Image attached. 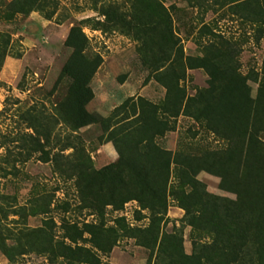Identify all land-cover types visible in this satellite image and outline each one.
I'll use <instances>...</instances> for the list:
<instances>
[{"label":"trees","instance_id":"1","mask_svg":"<svg viewBox=\"0 0 264 264\" xmlns=\"http://www.w3.org/2000/svg\"><path fill=\"white\" fill-rule=\"evenodd\" d=\"M50 1L11 0L6 11L27 13L37 9L48 18L54 13L48 7H56ZM196 1L201 4L203 0ZM207 1L213 11H219L218 20H238L249 29L243 32L244 42L251 38L258 44L264 39V0ZM129 2L126 11L121 2L102 3L100 13L107 28L133 33L141 42L144 64L151 67L165 88V96L161 104L139 96L101 119L103 129L110 130L108 139L118 152H125L123 164L95 170L84 163L76 182L86 207L100 211L112 205L118 209L135 200L141 209L150 211V224L129 228L123 218H118L117 227L85 223L79 229L65 223L62 228L69 243L53 241L52 219L39 231L49 238L51 251H57L53 256L62 257L67 264L102 263L92 248L77 244L84 233L89 234L92 246L103 252H110L120 236L135 237L140 245L157 247L155 264H264V60L259 71L242 73L239 41L208 25L199 30L203 36L201 53L185 55L169 9L161 1ZM66 45L72 51L64 74L73 82L55 117L77 130L96 122L85 104L92 97L89 80L101 60L86 52L87 38L80 25L71 26ZM187 69L202 70L207 75L206 85L194 94H187L179 84ZM250 80L257 84L255 93ZM178 115L204 124L224 145L200 154L162 147L156 140L170 130L165 116ZM58 159L55 157L57 163ZM172 164L177 165L173 184ZM202 171L221 178L235 197L211 194L197 186L194 178ZM169 197L184 210L182 221L191 228L189 254L183 250L181 237L162 232L159 238ZM49 203L42 202L38 211L47 213Z\"/></svg>","mask_w":264,"mask_h":264},{"label":"rangeland","instance_id":"2","mask_svg":"<svg viewBox=\"0 0 264 264\" xmlns=\"http://www.w3.org/2000/svg\"><path fill=\"white\" fill-rule=\"evenodd\" d=\"M9 1L0 0L5 2L0 6V264H67L62 257L53 256L57 251H51L49 238L39 231L51 219L53 241L65 243H69L62 228L65 223L79 229L85 223L117 227L118 218H123L129 228L150 224V211L141 209L135 200L118 209L112 205L100 211L86 207L76 180L77 172L86 164L95 170L123 164L125 152L116 150L108 139L110 130L103 129L99 121L139 96L161 104L165 88L151 67L144 64L141 42L134 39L133 33L107 28L100 13L102 3L111 1L121 2L122 9L129 10V0H53L50 2L56 7H48L54 10L48 18L37 9L27 13L6 11ZM159 1L169 9L185 55L201 53L203 36L199 30L208 25L239 41L242 73L259 71L264 60V39L258 44L251 38L244 42L243 32L248 28L240 21L218 20L219 11H213L207 0L201 4L196 0ZM73 24L80 25L87 38L86 52L101 60L89 80L92 97L85 104L96 122L77 130L55 117L73 82L64 74L72 51L66 39ZM206 79L202 70L187 69L179 84L187 94H194L206 85ZM249 84L255 93L257 84L252 80ZM165 117L170 130L156 141L172 152L200 154L224 145L191 117ZM170 170L173 184L177 165L172 164ZM194 182L211 194L235 197L221 178L205 171ZM48 200L49 211L39 212L38 206ZM183 213L169 197L159 238L162 232L181 237L183 250L189 254L193 235L182 221ZM89 238L84 233L77 244L92 248L101 264H155L157 247L140 245L135 237H118L110 252L97 250Z\"/></svg>","mask_w":264,"mask_h":264}]
</instances>
